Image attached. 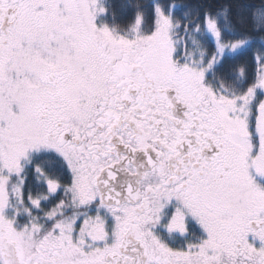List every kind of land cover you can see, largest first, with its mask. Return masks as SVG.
I'll return each instance as SVG.
<instances>
[{
    "label": "snow or ice",
    "instance_id": "snow-or-ice-1",
    "mask_svg": "<svg viewBox=\"0 0 264 264\" xmlns=\"http://www.w3.org/2000/svg\"><path fill=\"white\" fill-rule=\"evenodd\" d=\"M0 264H264V0H0Z\"/></svg>",
    "mask_w": 264,
    "mask_h": 264
}]
</instances>
